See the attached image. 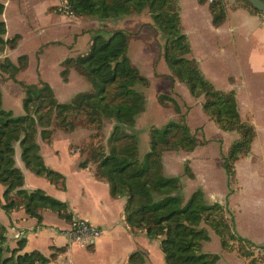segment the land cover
I'll list each match as a JSON object with an SVG mask.
<instances>
[{
  "label": "trees",
  "instance_id": "1",
  "mask_svg": "<svg viewBox=\"0 0 264 264\" xmlns=\"http://www.w3.org/2000/svg\"><path fill=\"white\" fill-rule=\"evenodd\" d=\"M59 1L58 10L62 14L70 11L74 18L87 15L100 21L116 20L148 9L156 31L165 38L162 58L171 72L170 79L185 83L194 97L203 95L205 113L221 130L239 133L227 155L222 156V167L228 180L233 181L234 162L239 154L249 150L255 129L240 120L234 92L215 89L201 73L196 60L190 57V44L181 30L178 0ZM244 1L252 10L260 12L247 0ZM3 8L4 4L0 1V14ZM208 8L212 23L220 24L225 18L223 3L211 0ZM95 30L90 31L87 52L66 57L60 71L62 79L66 80L70 68L78 70L91 83L93 91L78 93L66 102L57 101L46 82L28 84L15 79L16 74L27 67L26 54L18 56L16 63L0 58V69L18 82L24 93V113L14 116L12 111L2 107L0 90V183L4 186L1 207L5 212L23 207L38 222L41 221V209L68 216L64 202L41 189L28 191L22 187V172L14 162V143H19L20 156L27 167L57 183L60 175L44 164L36 136L39 134L43 140H49L53 119L66 132L72 131L80 120L91 133L79 145L81 152L86 151L88 156L78 164L80 167L93 164L94 175L108 182L110 193L126 197L127 224L144 230L149 238L159 239L165 264H216V254L197 253L200 241L207 239V235L202 227L196 225L216 214L222 220V205L208 203L201 189L193 191L183 203L179 194V177L162 174L161 150L191 151L198 145L195 134L183 120L169 121L161 129L152 127L150 150L141 159L138 158V137L134 126L137 116L144 110L145 97L136 86H147L149 81L126 55L130 37L128 31L122 28ZM5 31V23L0 20V54L5 48H14L20 38L19 34L5 38ZM104 118L114 124L106 143L102 144L100 136ZM184 172L192 176L188 168ZM166 187H169L168 191ZM171 188H174L173 193ZM218 227L216 225L214 229L221 235ZM5 232V226L0 223V264H47L63 250L55 248L46 257L37 250L24 251L25 241L22 239L15 247L7 249Z\"/></svg>",
  "mask_w": 264,
  "mask_h": 264
},
{
  "label": "crops",
  "instance_id": "2",
  "mask_svg": "<svg viewBox=\"0 0 264 264\" xmlns=\"http://www.w3.org/2000/svg\"><path fill=\"white\" fill-rule=\"evenodd\" d=\"M220 1L225 7V18L220 24L214 25L208 8L209 0L205 3H200L199 0H178L181 30L190 44V57L196 60L203 76L215 89L234 92L240 120L254 127L255 137L249 150L237 156L234 162V180L231 182L222 167V155L225 153L220 148L218 164L221 165L225 173L223 181L226 180L227 186L235 184L225 194V202L221 192L211 188L205 175L199 172V165L200 167L207 165V159L201 157L202 154L200 155L201 146H205V143L198 144L191 151L166 150L162 152L160 158L162 174L166 177H179L185 192L189 188L192 191L197 187L200 188L208 203L217 202L223 205L228 212L235 211L232 201L236 195H239L240 211L244 214L243 220L256 219L257 223L256 233H253L245 223L242 224L240 236L250 242L253 240L254 244L264 245V240L258 241L257 239L264 236V13L252 10L244 0ZM58 2L59 0H56L55 4L57 5ZM2 3L4 8L0 14V20L5 23L4 37L9 38L14 34H19L20 38L14 48H5L0 54V58H8L15 62L18 56L25 54L19 53V48L26 34L33 39L44 36V34L54 35V39L40 42V45L34 50V60L30 54L26 53L28 56L27 67L19 71L15 79L28 84L38 81L46 82L52 88L57 101H69L75 96L69 89L72 78L82 81L80 76L82 74L78 70L70 68L67 79L63 80L60 75L61 63L66 57L82 54L80 51L74 52L76 49L73 45L76 43V38L78 43L84 41V53H86L90 44V31H94L98 27H85L87 29L84 28V31L81 28L77 29L76 18L62 13L51 14L49 12L45 26L36 15L32 18L29 16V20L20 14L14 18H8V2L3 0ZM57 16L61 18L57 20ZM186 17L190 18L188 23L185 21ZM99 22L104 23L100 20ZM75 28L78 30V35L73 39ZM53 45L61 47L63 53L53 64H44V52ZM25 71H32L34 74L32 81H26L22 77ZM154 72L160 76L155 75ZM168 74L169 70L164 72L154 70L151 76H146L149 81L148 89L158 84L157 78H168V88L179 89L177 92L174 90L179 96L181 102L179 105L188 106L185 116L186 124L190 129L201 128L204 131L213 121L205 113L203 107L202 110H199L202 105L201 98L204 96L194 97L196 99L192 98L193 96L188 98L183 83L179 80H171ZM86 81L88 80L86 79ZM85 83L84 86L87 87ZM17 84L18 82L8 77L7 73L1 76L2 107L12 113L15 110L10 105H6V102H9L14 96L12 92L15 91L14 85ZM4 85L6 86L3 87ZM159 88L160 86L157 87V90ZM147 91H144V110L137 120L145 117L149 112L150 100L149 94L146 95ZM21 95L22 92L18 94V99L21 98ZM152 95L157 97L158 94L152 93ZM158 107L162 108V105L159 104ZM164 113L165 117L175 119L178 117L176 112L173 113L166 106ZM217 127L219 128V126ZM51 129L52 136L49 140H43L38 134L36 141L44 164L60 175L57 183L43 175L35 174L24 164L20 156L21 149L18 142L14 143V162L22 172V187L28 191L41 189L48 195L64 202L68 218L49 209L40 210V222L35 217L29 216L23 207L5 212L1 207L4 203L2 197L4 186L0 183V223L6 228V248L12 249L21 239L25 241L24 251L37 250L46 257H49L55 248H63L47 264H165L159 248V239L149 238L144 230L132 228L127 224L124 209L126 197L113 196L110 193L108 182L104 178L94 175L93 164L79 166V161L83 159L79 145L87 136L88 130L79 140L75 141L71 138L73 130L65 132L56 128ZM134 130L138 131L137 125ZM218 135L216 139L222 144L223 136L232 140L239 138V133L235 130L220 129ZM141 140L144 143L148 141L146 138H141ZM141 140L138 138L139 145ZM182 163L184 166L187 163L192 176L184 173L183 169L180 171ZM213 183L215 184L214 181ZM71 216L84 218L99 227L102 234L86 247L71 243L63 233ZM133 253L135 254L132 255ZM260 253L264 258V248L260 249ZM242 256L246 264H255L250 262V256Z\"/></svg>",
  "mask_w": 264,
  "mask_h": 264
},
{
  "label": "rangeland",
  "instance_id": "3",
  "mask_svg": "<svg viewBox=\"0 0 264 264\" xmlns=\"http://www.w3.org/2000/svg\"><path fill=\"white\" fill-rule=\"evenodd\" d=\"M6 1L8 2V8H7L8 18H14L17 14H20L21 16H25L27 20H29V16L32 18L34 17V15H36L39 17L42 25L44 26H45V21L48 19L49 12L51 14L62 13L58 10V4L60 3V1L56 5L55 4L56 0H5V2ZM262 1L264 2V0ZM63 13L64 15L72 17L71 15L68 14V12H63ZM57 17H58L57 20L61 18L59 16ZM75 18H76L75 20H77L76 28L77 29L81 28L83 29V31L85 27H90V26L96 28L102 26L104 27V29L106 28L107 30L122 28L128 31L130 37L128 41V49L126 55L130 58L131 62L139 69L142 75L151 76L154 70H159L161 72L169 70L167 63L162 58V46L164 44L165 38L158 31H156L151 17V13L148 11V9H144L141 13H132L130 15H125L116 20H111V19L105 20L103 21L104 23H101L96 18L87 15H82ZM84 20H86L85 23ZM188 20H190V18L188 19L186 17L185 18L186 23H188ZM76 28L74 29L76 32H74L75 36H73V39H75V37L78 35L77 34L78 30ZM95 31H99V29H96ZM50 39H54V35L44 34V36L36 37L35 39H33L30 35L26 34V37L19 48L20 51L19 53H25V54L28 53L31 55L32 60H34L33 55L35 54L34 50L36 49V47L40 45V42ZM69 39L71 40V38ZM75 40L76 43L73 46L76 50L74 52L80 51V53L84 54V41L78 43L77 41L78 39L76 38ZM82 40H84V37H82ZM62 53H63V49L61 47L57 45L50 46L44 52L43 55L44 64L47 63L53 64L58 59V57L61 56ZM77 55L80 54H76L74 56ZM14 63H16V60ZM5 74L6 72L0 69V84H1V76ZM154 74L160 76V74H156L155 72ZM170 74L171 72L169 70V74H168L169 78H170ZM80 76L82 78V81H79L80 79H75L74 77L72 78L71 84L69 85L70 92L76 95L82 92L87 93L93 91L91 83L89 81H86V79H84L85 78L84 75H80ZM22 77L26 79V81H32L34 74L32 73V71H25ZM156 80L158 81V84L152 86L153 88L151 89H148L149 85L136 86L137 89L143 93V95H144V91L148 90L146 95L149 94V100H150L149 112H147L145 117H142L139 120H137L138 116H140L139 114L136 118V122L134 126L136 128L137 125L138 131L136 132V135L139 138V140H141V138L148 139L146 143H144V141L141 140L140 145L138 142L139 145L138 158L140 159L143 157L145 152L150 150V130L152 127L161 129L169 121L183 120L184 122H186L185 116H186V109L188 108V106H186L185 104L179 105L180 99L178 98L179 96L176 95V92L179 89L178 90L174 89L176 92L172 89H169L168 81H167L168 78L165 79L164 77H159ZM84 82H86L85 84L87 87L84 86ZM5 86L6 85H4L3 87ZM14 86H15L14 87L15 91L12 92L14 96L11 98V100H9V102L8 101L6 102V105H10V107H12L15 110V112L12 113L14 116H19L23 114L22 101H23L24 93L22 86L19 83ZM159 86L160 88L157 90V87ZM183 86L186 88L188 98H191V96L193 95H191L190 92L188 91L187 85L183 83ZM21 92H22L21 98L18 99V94H20ZM152 93L158 94L157 97L152 95ZM192 98H194V96ZM204 99L205 98L203 97L201 98L202 105ZM173 101L176 102L177 106L174 104ZM159 104L162 105V108L158 107ZM202 105H201V109L199 110H202L203 107ZM165 106L169 108V110L173 111V113L175 112L177 113L178 115L177 119L165 117L166 116V114L164 113ZM193 122L195 123L196 121ZM113 124L114 123L112 122V120L106 118L103 119V124L101 129L102 131L100 136V141L102 142V144L106 143L107 137L111 131ZM209 124L210 125H208V127L205 128L204 131H202L201 128L191 129V131L195 134L198 140V144L205 143V146L203 147L201 146L200 150L202 151H200V155L202 154L201 157L207 159V165L203 167H200L199 165L198 168L200 169L199 172L205 175L206 179L209 182V186L211 188L216 189V191L218 190L219 192H221V195L224 197V202H225L226 201L225 194L228 193L232 185L234 187L235 184H229L227 186L226 180L223 181V177L225 176V173L221 165L218 164L220 148H222L225 155H227L231 144L237 138L232 140L231 138L229 139V137L227 136H223V144H222V142H219L216 139L219 136L218 132H220V129L217 127L218 126L217 123L213 120ZM50 128H56L58 130L64 131L61 127L57 125L56 119L52 120V124ZM86 130H88V134L86 136L88 137V135L91 133V130L89 129L88 126H86L80 120H78L75 123V127L72 131V135H71L72 140L75 141L79 140L80 137L84 135V132ZM144 135L146 137H142ZM164 151L166 150L165 149L161 150L160 152L161 156H162V152ZM82 153H83L82 158H86L88 156V153L86 151H82ZM186 168H188V170L190 171L187 163H185V166L184 163H182L180 171H182V169L185 170ZM213 181L215 182V184L213 183ZM179 185L181 184L178 183V186ZM197 189L200 188L197 187L195 190ZM168 190L169 187H166V191ZM170 191L171 193H173L174 188H171ZM192 192L193 191L192 189L190 190V188L187 189L185 192L181 185V191L179 192V194L183 199V203L187 201V199L190 197ZM232 204H233V209L235 210L234 212L232 211L228 212L225 209V207L222 205L223 207V210L221 212L223 214L222 220H220L218 218L219 215L216 214V215H212L211 217L212 219L211 218L207 220L204 219L198 225H196L197 227H202L206 231L205 234L207 235V239H202L200 241V245L197 250V253L216 254L218 256L216 264H246V261L244 258H242L243 257L242 255H245L247 257L250 256L251 263L264 264V258L260 253L261 246L263 245L254 244L255 242L253 243V240H251L252 242H250V240L248 241L240 236L241 229L243 226L242 224L244 223L246 226H249L251 228L253 233H256L257 231L256 219L249 220L248 218V221L243 220L244 214L242 211H240L239 195H236L234 197ZM65 217L68 218V216ZM216 225L217 226L219 225L218 228L222 232L221 235L218 234L217 231H215ZM257 239L258 241H262L264 240V236ZM223 241L225 242V244H222Z\"/></svg>",
  "mask_w": 264,
  "mask_h": 264
},
{
  "label": "built area",
  "instance_id": "4",
  "mask_svg": "<svg viewBox=\"0 0 264 264\" xmlns=\"http://www.w3.org/2000/svg\"><path fill=\"white\" fill-rule=\"evenodd\" d=\"M68 14L72 15L70 11ZM63 233L71 243L85 247L96 240L102 234V231L99 227L91 224L84 218L71 216L68 226L64 229Z\"/></svg>",
  "mask_w": 264,
  "mask_h": 264
},
{
  "label": "water",
  "instance_id": "5",
  "mask_svg": "<svg viewBox=\"0 0 264 264\" xmlns=\"http://www.w3.org/2000/svg\"><path fill=\"white\" fill-rule=\"evenodd\" d=\"M249 3H251L252 6H254L258 11L264 13V2L262 0H247Z\"/></svg>",
  "mask_w": 264,
  "mask_h": 264
}]
</instances>
